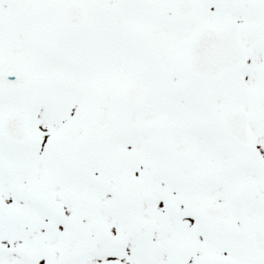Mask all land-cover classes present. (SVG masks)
<instances>
[{
  "label": "snow or ice",
  "instance_id": "6c2138e0",
  "mask_svg": "<svg viewBox=\"0 0 264 264\" xmlns=\"http://www.w3.org/2000/svg\"><path fill=\"white\" fill-rule=\"evenodd\" d=\"M0 264H264V0H0Z\"/></svg>",
  "mask_w": 264,
  "mask_h": 264
}]
</instances>
